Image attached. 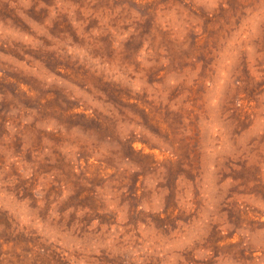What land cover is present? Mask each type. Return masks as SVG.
<instances>
[{"label": "rangeland", "instance_id": "1", "mask_svg": "<svg viewBox=\"0 0 264 264\" xmlns=\"http://www.w3.org/2000/svg\"><path fill=\"white\" fill-rule=\"evenodd\" d=\"M0 264H264V0H0Z\"/></svg>", "mask_w": 264, "mask_h": 264}]
</instances>
